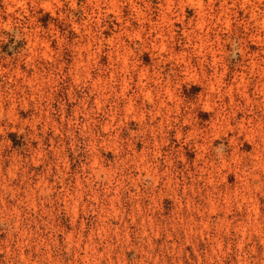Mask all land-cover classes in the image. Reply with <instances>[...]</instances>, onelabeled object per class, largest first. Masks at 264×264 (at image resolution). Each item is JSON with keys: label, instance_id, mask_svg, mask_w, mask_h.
I'll list each match as a JSON object with an SVG mask.
<instances>
[{"label": "rangeland", "instance_id": "374dc122", "mask_svg": "<svg viewBox=\"0 0 264 264\" xmlns=\"http://www.w3.org/2000/svg\"><path fill=\"white\" fill-rule=\"evenodd\" d=\"M0 264H264V0H0Z\"/></svg>", "mask_w": 264, "mask_h": 264}]
</instances>
